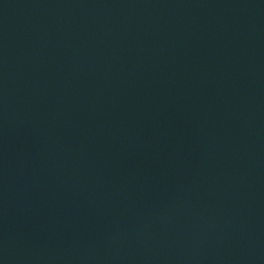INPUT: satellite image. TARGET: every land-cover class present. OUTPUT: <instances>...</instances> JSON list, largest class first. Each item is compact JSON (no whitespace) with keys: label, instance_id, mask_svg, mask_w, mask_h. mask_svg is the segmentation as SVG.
I'll return each mask as SVG.
<instances>
[{"label":"water","instance_id":"95a60500","mask_svg":"<svg viewBox=\"0 0 264 264\" xmlns=\"http://www.w3.org/2000/svg\"><path fill=\"white\" fill-rule=\"evenodd\" d=\"M0 264H264V0H0Z\"/></svg>","mask_w":264,"mask_h":264}]
</instances>
